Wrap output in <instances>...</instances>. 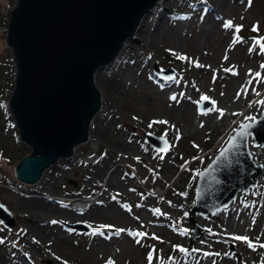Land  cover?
<instances>
[{"label": "rangeland", "instance_id": "rangeland-1", "mask_svg": "<svg viewBox=\"0 0 264 264\" xmlns=\"http://www.w3.org/2000/svg\"><path fill=\"white\" fill-rule=\"evenodd\" d=\"M16 3L0 0V202L15 218L11 228L0 222V264H41L44 259L51 264H149L150 252L152 264H264L259 248L264 243V177L249 193L239 194L234 205L196 216L207 232L192 244L188 222L197 172L247 119L242 115L259 83L255 73L264 78V54L256 43L264 38V0H252L251 6L247 0L163 1L143 21L142 33L125 41L118 59L95 71L101 96L100 110L90 121L91 139L71 158L52 163L28 191L9 184L15 164L31 150L19 139L8 104L15 67L5 39ZM214 9L226 21H218ZM228 21L233 27L225 29ZM155 66L173 69L174 79L159 76ZM205 95L211 104L201 111ZM213 101L217 110L209 111ZM255 106L248 117L260 114L262 106ZM159 120L168 124L148 127ZM145 132L166 137L170 148L157 152L145 142ZM255 148V161L264 167V147ZM78 198L90 201L83 213L72 208ZM77 221L104 235L80 234L64 225ZM116 229L126 231L116 234ZM136 232L147 235L134 237ZM228 232L248 237L256 250L240 241L225 244L222 235Z\"/></svg>", "mask_w": 264, "mask_h": 264}, {"label": "water", "instance_id": "water-1", "mask_svg": "<svg viewBox=\"0 0 264 264\" xmlns=\"http://www.w3.org/2000/svg\"><path fill=\"white\" fill-rule=\"evenodd\" d=\"M156 1L17 0L5 39L15 67L8 104L19 139L31 147L32 154L14 167L16 180L34 184L52 163L69 157L77 144L87 140L91 118L100 108L94 73L116 57ZM155 71L166 79L173 76L171 68L155 66ZM210 104L202 100L200 110ZM143 138L157 152L170 148L166 137L145 132ZM230 139L235 147L227 157L220 158L219 151L197 172L188 215L190 244L207 232L196 216L207 217L228 207L264 177V167L249 149L251 143L264 147V107L254 120L239 122ZM0 206V222L13 227V214L1 202ZM64 225L80 234L94 230L81 221ZM41 264L51 262L44 259Z\"/></svg>", "mask_w": 264, "mask_h": 264}, {"label": "snow or ice", "instance_id": "snow-or-ice-1", "mask_svg": "<svg viewBox=\"0 0 264 264\" xmlns=\"http://www.w3.org/2000/svg\"><path fill=\"white\" fill-rule=\"evenodd\" d=\"M247 4H248L249 6H251V4H252V0H247ZM223 27H224L225 29H230V28H232V27H233L232 22H231V21H228V22L224 23ZM235 31H236V33H239V32L241 31V26H237V27L235 28ZM253 31H254V32L258 31V27H257V26H254V27H253ZM234 39H235L236 41H238V40H239V36H236ZM256 43L259 45V51H260V53H261V54H264V38H262V39H260V40H257ZM179 58L182 59V60H183V59H186L185 57H182V56L179 57ZM196 66H197V67H203V65H200V64H196ZM261 68L264 69V65H261ZM227 71H231V69H227ZM249 75H253V74L251 73V71L249 72ZM254 78L257 80V82H260V80L262 79V78H261V74H260L259 72L255 73V77H254ZM168 79H169V80H172V79H174V77H168ZM248 83L251 84L252 82L249 81ZM246 91H247V89H245V92H246ZM255 94H256L257 96H260V92H259V91H256ZM221 95H223V93H221ZM239 97H240V93L238 92V93H237V98H239ZM170 99H171L172 101H176V100H177V96H176V95H173V96L170 97ZM201 99L207 101V100H209L210 98H209L208 96L205 95V96H202ZM257 103H259L262 107H264V100H258ZM250 106H251V105H250ZM216 110H217V109L215 108V102L213 101V107L210 108L209 111H216ZM205 114H206V113H205ZM220 115H221V116L223 115V110H220ZM134 119H136V118L134 117ZM247 119H249V120H254L255 117H247ZM157 123H158V124H164V125H166V124H168V121H165V120L152 121V122L149 123L148 127L151 128V127L153 126V124H157ZM201 126L203 127V124H202ZM172 127L175 129V126H172ZM245 127H247V126H245ZM175 131H176L177 139H179V138H180V132H179L178 129H175ZM164 135L166 136L167 133H165ZM163 138H164V137H162V139H163ZM241 138H243V134H241ZM233 147H235L234 141H233V139H230V140L228 141V145L220 150V152H219V157H220V158H226V157H227V154L232 150ZM0 207H3V206H0ZM52 223H53V224H56V223H58V221L53 220ZM101 227H102V228H111L112 226H110V225H102ZM115 231H116V234H119V233L124 232V231H126V230H125V229H116ZM209 231H211V230H209ZM92 235H100V236H103V235H104V232L93 231ZM146 235H147V234L144 233V232H136V233L134 234V237H141V238H142V237H145ZM152 238H153V239H159V237H155V236H153ZM231 239H232L233 241H240V242L246 243V244L248 245L249 248H252L254 251L256 250V249H255V245L253 244V242L250 241V240L248 239V237H246V236H242V235H234V236L231 237ZM140 242H141L140 239H136V243H137V244H139ZM0 243H3V241L0 240ZM174 247H176V246H174ZM259 248L264 249V243L259 244ZM154 251H155V250H153V252H154ZM179 251L182 252V253H186V252H187V250L184 249V248H179ZM193 251H199V250H198V249H194ZM203 255L208 256L209 253L205 252V253H203ZM216 255H219V253H217ZM57 259H60V258L57 257ZM147 260H148L149 264H152V262H153V254H152L151 252L149 253V255H148V257H147ZM64 264H67V262L65 261ZM108 264H114V261H111V260H110V261L108 262Z\"/></svg>", "mask_w": 264, "mask_h": 264}, {"label": "bare ground", "instance_id": "bare-ground-1", "mask_svg": "<svg viewBox=\"0 0 264 264\" xmlns=\"http://www.w3.org/2000/svg\"><path fill=\"white\" fill-rule=\"evenodd\" d=\"M164 1V3H167V2H169L170 0H157L156 1V3L154 4V6L152 7V8H150V10L140 19V21H139V24H138V26L136 27V29H135V32H134V34L137 32V33H139V34H141L142 33V31H143V28L142 27H144V25L142 24L143 23V21H145V19H146V17L149 15V14H154L156 11H157V9H158V7H159V5L162 3ZM214 12H215V14H216V18L218 19V21H226V18H224L223 17V15L224 14H220V13H216V11H215V9H214ZM161 16H163V14L161 15ZM161 16H159L158 15V18L157 19H159V18H161ZM142 28V29H141ZM131 39V38H130ZM128 40V39H127ZM126 40V41H127ZM125 45H126V43L124 42V44H123V46L120 48V50H119V52H118V54L116 55V57L109 63V64H111V63H114L118 58V56H119V54L121 53V51L123 50V48L125 47ZM108 65V64H107ZM256 91H259L260 92V96H257L255 93H256ZM258 100H264V78L254 87V89L252 90V92H251V98H250V103L248 104V112H246V113H244L243 115H242V117H248V116H250V114H253V106L254 105H256V104H259V103H257V101ZM253 101V102H252ZM101 102H102V99H101ZM251 105V106H250ZM260 104H259V107H257V106H255V108L257 107L258 109H260ZM246 109H247V107H246ZM100 110V109H99ZM91 127V123L89 124V128ZM229 134V132L227 133V135ZM91 138L90 137H88L87 138V140L85 141V142H88L89 140H90ZM83 143H80V144H77L74 148H73V151H72V153H71V155L69 156V157H67V159H69V158H71V156H72V154H74L75 153V151H76V148L79 146V145H82ZM249 149H250V153H251V156L253 157V159L254 160H256L257 158H258V156H257V149L255 148V145H252V144H250V147H249ZM256 162V161H255ZM235 202L236 201H234V203L232 204V205H234L235 204ZM90 205V201H85V200H82V199H80V198H78V199H75L74 201H73V203H72V208L75 210V211H77V212H84V210H85V208H87L88 206ZM227 209H225V211H226ZM224 211V212H225ZM228 212V211H227ZM225 215L227 214L226 212L224 213ZM228 216H226V218H227ZM200 222L203 224L204 222H203V220H200ZM223 236V238H222V241L225 243V244H227V243H229V242H232V239H231V237L233 236V235H231V232H228V234H223L222 235ZM233 243H234V241H233ZM235 243H237V241H235ZM241 243V242H240ZM205 245V244H204ZM203 245V246H204Z\"/></svg>", "mask_w": 264, "mask_h": 264}, {"label": "trees", "instance_id": "trees-1", "mask_svg": "<svg viewBox=\"0 0 264 264\" xmlns=\"http://www.w3.org/2000/svg\"><path fill=\"white\" fill-rule=\"evenodd\" d=\"M245 34H242V36H244ZM241 36V37H242ZM29 154H32V150H30L29 152H28V154H24L20 159H19V161L24 157V156H26V155H29ZM19 161L15 164V166L19 163ZM14 166V167H15ZM12 176H13V180H11V181H9V184H11L12 186H15L16 188H18V189H20V190H24V191H28L29 190V188H28V184H24V183H21V182H19L18 180H16L15 179V177H14V175H13V173H12ZM167 258H170V256H167Z\"/></svg>", "mask_w": 264, "mask_h": 264}]
</instances>
